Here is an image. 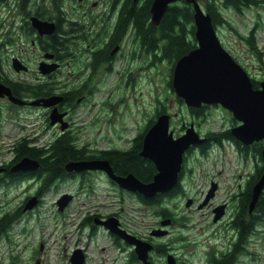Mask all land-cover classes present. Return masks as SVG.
<instances>
[{"label": "flooded vegetation", "instance_id": "flooded-vegetation-1", "mask_svg": "<svg viewBox=\"0 0 264 264\" xmlns=\"http://www.w3.org/2000/svg\"><path fill=\"white\" fill-rule=\"evenodd\" d=\"M18 1L19 0H0V83L6 87H9L11 93L15 97L26 102L39 98L51 99V103L48 106H34L27 103L23 105L15 104L9 101L6 96H0V109L2 106H5L6 109L11 110V114L13 115L12 117L14 118L15 123L21 124L22 127H25L24 125H26V123L29 121L30 123L33 121L40 123L43 118L44 123L51 126V128L58 130V134L55 136V138L60 135L71 134L74 135L73 139L77 141V138L80 136V130L86 127L84 125H92L101 122H105L109 125L112 124L115 116L119 115V113L115 112V108H123L127 103L126 91L137 86L141 82L142 78L143 81L146 80L147 75L150 77V74H148L149 72H147V68L149 66L156 65L158 72L163 65L162 61H154L157 59L156 49L152 50V52H147L137 44L134 38V28H132V26L127 27L121 38L117 42H114L108 49L107 54H102V57L97 55V53H99L102 48L105 46L107 47L109 44V42H106V38L110 30L114 28L117 17L116 11L108 4L107 0H105V3L107 4H105L104 7L102 5V1L100 0H91L89 6L87 3L90 0H78L79 4L77 7L72 4L73 1L75 2L77 0H55V2L53 0H30L24 9H20L17 4ZM254 1V4L245 8H241V6L240 8L238 6L235 7L234 5L225 7L226 5L220 4L221 10L224 9L226 11H234L241 15L242 18L245 16V11L255 12V22L247 31V33L243 35L238 33L237 29L232 25V23L225 18H223L224 21H226L224 25L222 23L215 27L213 25V27L221 45L227 51H229L228 48L223 42H221V38L219 36V30L221 28L230 30L237 34L238 38L260 61L261 59L257 57L252 48L244 39L245 36L254 35L258 45V29H263L264 27V0ZM221 10L219 13L221 17H223ZM32 17L52 23L54 30L51 33L40 34L38 30L32 25ZM72 22H77L75 29H72L70 26ZM57 30H59L61 33L60 36L62 46L60 47V53H56L49 49H44L39 45V39H52L53 36L59 32ZM19 42H21V46H24V44L29 42L30 45L36 46V48L41 52V57L34 65H32L26 59L29 51L25 50L24 47L19 46ZM8 48L15 49V53L10 57L6 53V49ZM229 53L231 56L233 55L230 51ZM147 56L148 58L146 59ZM15 58L18 61L12 64V61ZM235 58L234 60L238 62ZM133 60H135V62L132 64V66L136 67L142 65V63L143 66H139L138 69H134L131 67V62ZM242 66L244 65L242 64ZM9 70H11L13 74H10ZM262 72H264V70H262ZM111 76H117V80L114 82ZM263 80L264 77L261 78V80H258V83ZM16 84H24L26 86L32 87L33 85L36 86L37 84H40L49 86L50 91L38 94H29L25 90L18 92L14 89ZM71 92H75V94H71ZM105 93H107V96ZM116 101L117 104L114 108V103H116ZM13 108H17V112L12 110ZM90 112L92 113V116H90L88 120L89 123L83 124L85 115L89 114ZM156 112L157 109L155 110L154 115H156ZM32 113L35 117L31 118ZM148 119L144 121L142 127L137 126V131L135 130L133 136H131L129 139L130 143L136 137L137 132L148 125ZM190 119L192 121L187 124L182 122V126L179 129L181 133L185 131L186 125H189L190 123H192L194 126L196 125L195 120H193L194 117L190 116ZM52 120H54L53 124H51ZM169 129L173 133L174 130L172 129L171 124ZM174 135L175 134L173 133V136ZM178 135H180V133L174 137H178ZM200 136L206 138L205 144L202 143L201 145L190 146V150H188V148V152H184L183 154L181 168L178 172L177 183L175 184V186L179 187V193L182 192L183 187L191 184V181L188 178L190 169L187 168V154H189L191 150H195L202 155L200 152L201 146H203V144L206 145V143H208V147L211 146V143L205 134L201 133ZM228 142L235 148L236 154L239 157L244 158L243 153L239 149V145H236L232 141ZM251 145L253 144L247 146L250 147ZM78 146L83 148L85 155L83 158H77L75 160H107L116 175L126 176L130 173L133 174L132 172H125L123 174L118 173L115 170V166L112 162H110L107 158L100 156L102 151H108L111 150V148L98 149L87 143H82ZM191 147L194 148L192 149ZM11 153L12 152H10V155ZM12 156L14 155L12 154ZM25 157L30 158L28 156H24L23 158ZM13 158H10L6 162L2 161L0 164V215L6 213L13 215L12 223H14L10 229H13L15 224L23 223L26 216L32 214L37 209L44 198H46L47 194H53L55 196L53 205L56 206L58 197L64 193H69L72 196L70 201L72 202L78 193H83L85 198H90L92 194L96 193V189L99 186L118 189L120 192L130 196L133 200H135L142 211L143 209L150 210V214L154 215L155 224L152 225L153 227L151 226L148 234L141 235L137 232L129 231L123 226L124 223L121 222L120 218L118 217V213L115 211L114 213L102 214L94 210H85L79 224L80 235L84 234L86 238L91 241L98 236L99 232L105 234L107 238L110 239L112 245L116 247V253L119 252L123 255L119 258L120 260H123L122 263L130 264V257H132L133 253L136 255L133 247L125 243L121 237L110 233L108 229L104 227V225L98 223L100 220H106L107 218L114 216L117 219L120 228L126 230L136 238L150 242L153 248L155 244L160 243L156 240L160 239L161 237H155L154 235H151V232L153 230L159 229L161 227V222L165 219H169L170 223L166 227L172 225V223L175 222L173 213L172 217L162 216L161 212L157 209V202H155L156 204H147L146 200H144L146 197L136 192H130L119 187L118 184L112 181L102 170H83L79 172L67 171L64 165L63 168L66 170L64 176L56 177L53 180V184L43 190L42 177L37 171L38 168L34 171L13 170L14 165L19 161L18 160L14 162ZM141 158L146 159L143 161V163L140 162L141 167L145 168L144 165L146 164L151 165V168L153 166L154 171L152 170L150 172L149 178H147L146 181L139 179L134 174L133 175L140 181L148 183L157 173V168L150 159L144 156H141ZM32 159L34 160V158ZM248 159L250 158H246L245 161L248 162ZM248 177H246L242 182L238 183L235 189L231 190L228 198L225 201L218 202L212 207L211 200L215 197V192L217 191L218 185L217 182H209V186L211 183H215L216 189L214 191L213 197L209 199L210 201L208 200L204 206L209 207L211 214L210 217L213 223H222V228L225 226V230H223V232L227 237H224L225 239L223 245L222 243H217L215 240L222 239L224 234L221 237L218 235L219 232H214L208 236V239L213 238L215 245L213 249L208 250L204 264H211L213 260L216 259V257L222 256L224 252L227 251L229 245H232V242H235L236 239H234L233 230L230 229L229 218L233 216V207H235V202L239 197L238 195L241 193V190L244 189V185ZM68 184L75 185L76 189L79 191H58L60 186H67ZM175 186L169 192L165 194H156L155 196L151 197V199H166L169 194L173 193ZM18 187H23L25 190L23 192L21 201L15 208H9L10 203L4 202L2 198L10 194V190L12 188L18 189ZM32 197L37 198L38 201L36 205L32 209L24 211L23 208L25 203ZM204 198L205 196L199 198H190L191 205L193 202L200 204ZM146 199L151 200L150 198ZM233 203L234 206H232ZM218 206H222L223 214L219 220L214 221V216L217 214L216 211ZM198 209L200 208L198 207ZM4 237L6 238L7 236H0V240ZM165 247L166 251L164 256H166L170 251V248L167 245ZM80 249H82L85 258L84 264H86L87 255L85 249ZM153 250L154 249L149 252L148 259L153 264H156L153 262L151 256V254L155 253ZM238 255L240 257L242 253L239 252L231 264H240L239 260L237 262ZM244 255L250 256L251 252L247 251ZM158 256L162 257L161 254ZM175 258V264H178V257L176 256ZM137 261L138 262H136V264H143L140 260L137 259ZM235 261L236 263H234Z\"/></svg>", "mask_w": 264, "mask_h": 264}, {"label": "rangeland", "instance_id": "rangeland-1", "mask_svg": "<svg viewBox=\"0 0 264 264\" xmlns=\"http://www.w3.org/2000/svg\"><path fill=\"white\" fill-rule=\"evenodd\" d=\"M100 1H102L103 7L107 4L105 0ZM198 1L204 8L202 3L205 0ZM90 3L91 0L87 5L89 6ZM72 4L77 7L79 2L78 0L73 1ZM245 12V16L242 18L234 11L221 10L223 18L230 21L240 34L247 33L255 22V12ZM258 30V47L264 52V27ZM219 36L221 42L234 55L232 56L236 57L238 63L241 66L244 65L242 67L251 78L258 81L264 77L262 76L264 54L262 55L263 61L260 62L238 38L237 34L230 30L221 28ZM20 44L21 42H19V46H21ZM21 47L29 51L26 59L32 65L41 57V52L29 42ZM6 53L10 57L15 53V49L8 48ZM134 62L135 60L131 62V67L134 69L143 66L142 63V65L134 67L132 66ZM147 69L150 77L147 75L146 80L143 81L142 78L137 86L126 91L127 103L125 106L115 108L117 101L114 103L115 112L119 115L115 116L113 123L109 125L101 122L84 125L86 127L80 130V136L75 144L87 143L98 149L126 148L130 145L129 139L135 130L137 131V126L142 127L145 120L154 116L158 104L160 105L158 106L159 110L161 106L167 107L166 112L170 115L169 122L171 121L173 133L175 135L185 133L191 123L186 125V129L184 128L185 131L182 133L179 129L182 122L187 124L192 121L191 115L186 113L185 106L178 103L171 89L165 84L167 80L160 70L167 71L166 64H163L158 72L156 65L149 66ZM9 72L13 74L11 70ZM111 78L114 82L117 80V76H111ZM105 95L107 96V93ZM14 110L17 112L18 109L14 108ZM12 116L11 110L2 106L0 109V164L9 159L11 145L17 139L27 137L28 140H34L32 141L34 144L43 146L53 142L58 134V130L44 123L43 118L40 123L37 121L30 123L29 121L24 125L25 127H22L21 124L15 123ZM90 116H92L91 112L85 115L83 124L89 123ZM32 117H35L33 113ZM193 120L196 122L195 130L203 134L209 130L221 131L230 128L233 121L231 113L220 105H212L207 108L204 117ZM187 159V168L190 169L188 178L191 184L183 187L182 192L171 199H163L169 208L171 217L173 213L175 222L168 227H163L168 230V234L156 241L164 243L170 248L168 253L178 257V264H204L208 250L213 249L215 245L213 238L208 239V236L219 232L218 235L222 237L225 226L222 228V223L211 221L209 207L203 205V208L198 209L201 203L197 202L185 206L186 200L187 198L204 197L211 187L209 182L212 181L217 182L218 187L215 197L211 200V207L218 202L225 201L231 190L250 175L254 159L252 157V160L250 156L246 162L244 158L236 154L235 148L228 141L221 145H211L209 152L203 156L195 150H191L187 154ZM74 190L79 191L75 185L68 184L60 186L58 191L74 192ZM24 191L23 187L12 188L10 194L4 196L2 200L10 203L9 208H15L20 203ZM121 193L118 189L99 186L96 193L92 194L90 198H85L83 193L76 194L64 212H58L56 206L53 205L55 196L47 194L37 209L26 216L23 223L15 224L14 228L9 230L7 237L0 240V264H70L69 256L76 247L85 249L86 264H124L123 260L119 259L123 255L119 252L116 253V247L112 245L105 234L99 232L98 236L90 241L84 234L80 235L79 227L85 210H94L102 214L115 211L121 222L124 223L123 226L129 231L141 235L148 234L151 226L155 224L154 215L150 214V210L143 209L142 211L135 200ZM257 228L258 233L250 236L247 246L251 255L240 256L242 264H264V222L259 223ZM224 237L227 236L224 234L222 239L215 241L224 245ZM151 256L156 264H167L166 256L159 257L156 253Z\"/></svg>", "mask_w": 264, "mask_h": 264}, {"label": "water", "instance_id": "water-1", "mask_svg": "<svg viewBox=\"0 0 264 264\" xmlns=\"http://www.w3.org/2000/svg\"><path fill=\"white\" fill-rule=\"evenodd\" d=\"M178 0H152L150 6L151 22L158 24L170 3ZM193 6L194 37L197 46L176 60L173 66L172 87L175 94L184 101L188 107L199 108L202 105H220L229 111L232 117L240 122L230 129L232 136L243 145H250L253 142L264 140V80L259 83L258 88L253 87L251 77L246 70L234 60L230 53L221 45L210 15L204 11L197 0H185ZM32 25L40 34L51 33L54 30L52 23L32 17ZM18 61L13 59L12 64ZM18 69V68H17ZM0 96H6L9 101L15 104H29L34 106H48L50 98H39L29 102L15 97L9 87L0 83ZM170 115L161 113L157 116L154 124L146 131L142 140L140 155L150 159L157 168V173L148 182H142L133 174L126 176L116 175L107 160H74L65 165L67 171L102 170L107 176L118 184L119 187L136 192L146 198L156 194L169 192L177 183L178 172L181 168L183 154L190 147L201 145L206 141L200 137L191 123L185 133L174 137L169 129ZM54 123L52 120L51 124ZM264 163V147L261 149ZM39 164L36 160L22 158L14 165L13 170L34 171ZM264 187V173L253 185L249 211H251ZM216 184L212 183L201 208L213 197ZM70 194H63L57 200V210L63 211L71 199ZM37 198L29 199L23 210L32 209ZM191 205V199L186 200L185 206ZM214 221L223 214L222 206H218ZM104 225L108 231L122 238L131 245L136 253L137 259L143 264H153L149 259V252L153 246L148 241H143L124 229L120 228L115 217L98 222ZM169 224V219L161 222L162 227ZM153 230L151 235L162 237L167 235L165 228ZM85 258L82 249L75 248L70 257V264H84ZM167 264H175V257L168 253Z\"/></svg>", "mask_w": 264, "mask_h": 264}, {"label": "trees", "instance_id": "trees-1", "mask_svg": "<svg viewBox=\"0 0 264 264\" xmlns=\"http://www.w3.org/2000/svg\"><path fill=\"white\" fill-rule=\"evenodd\" d=\"M29 1L30 0H19L17 4L20 9H24ZM53 1L55 2V0ZM107 2L114 8L117 13V17L114 28L110 30L106 38V42H109L107 47H109L107 48L105 46L99 53H97V55L102 57V54H107L108 49L114 42H117L121 38L127 27L132 26V28H134V38L137 44L147 52H152V50L156 49L157 59L153 60L156 62L162 61L163 64H166L167 71L164 69V72L163 70L160 72L161 74L163 73V77L166 78L167 81L165 84H167V86L171 89L173 92L172 94L177 98L178 103L185 106L186 113L194 118L204 117L206 115L207 108L212 107V105H202L199 108L186 106L184 101L175 94L171 82L173 66L176 60L197 46L194 37L195 28L193 24V6L185 0H178L170 3L160 23L153 24L151 22V14L149 12L152 0H107ZM198 3L200 4L199 1ZM254 3V0H205L204 3H202L204 4V8H202L204 11L209 13L212 25L215 27L222 23L224 25L226 22L219 13L221 10L220 4L226 5L225 7L234 5L235 7L238 6L240 8L241 6V8H245ZM70 26L72 29H75L77 22H72ZM60 34L61 33L59 31L52 39L44 38V40L39 39V42L38 40L37 42L44 49L60 53V47L62 46ZM244 39L257 57L263 61V51L258 47L254 35L245 36ZM261 60L260 62H262ZM262 67L264 69L263 63ZM251 81L253 83V87L258 88V81L254 79H251ZM14 89L18 92L25 90L29 94H38L50 91L49 86L40 84H37L36 86L33 85V87L26 86L24 84H16ZM71 94H75V92H71ZM158 106L160 105H157L156 115L149 117L147 121L148 125L137 132L136 137L128 147L123 149L111 148V150L102 151V153H100L101 157L107 158L114 164V168L118 173L123 174L125 172H132L135 176L144 181L149 178V174L153 170V166L151 168V165L143 164L145 168L141 167L140 162L143 163L146 159L141 158L139 152L142 147L144 133L150 128L149 126L156 121V116L164 112L167 113L166 106H161L160 110L158 109ZM12 110H14V108ZM232 119L233 121L230 126L233 127L236 126L238 122L233 117ZM232 127L221 131L209 130L204 134L207 136L211 145H221L227 140L239 145V149L243 153L244 159L250 158V156L252 159L253 157V169L251 175L247 178L244 189L241 190V193L238 195L239 197L235 202V207H233V216L229 218L230 229L233 230L234 239L236 240L235 242H232V245H229V248L222 256L216 257L211 264H231L239 252L244 255L245 252L248 251L247 246L250 236L256 235L258 233L257 225L264 222V187L254 208L249 211L252 187L264 173V163L261 155V149L264 147V140L253 142V145L250 147L245 146L232 136L230 132ZM198 133L201 134V132ZM73 138L74 135L71 134L60 135L48 145L38 146L32 142L34 140H28L27 137H21L12 143L10 150L12 153L9 159L14 157L13 160L15 162L18 160L20 161L24 156H28L30 159L34 158V160H36L39 164L37 171L42 177V189L45 190L48 186L53 184V180L56 177L64 176L66 171L63 168L64 165L77 158L84 157L85 153L83 148L76 145V141ZM204 144L200 149L202 156L209 150V147L207 146L208 143H206V145ZM12 154L14 156H12ZM178 194L179 187L175 186L173 193L169 194L167 199H171V197ZM144 200H146L147 204H156L155 202H157V209L161 212L162 216L166 217L171 215L169 208H167L168 206L161 198L159 200H156L155 198L148 200L145 198ZM12 216L13 215L7 213L0 215L1 237L7 236L9 233L10 227H12L14 223H12ZM165 246L166 245L164 243H157L154 245L153 252L164 256L166 251ZM238 260L240 261V264H242V259L239 255L237 257V262ZM129 261L130 264H136V262H138L134 253L132 254V257H130ZM234 263H236V261Z\"/></svg>", "mask_w": 264, "mask_h": 264}]
</instances>
